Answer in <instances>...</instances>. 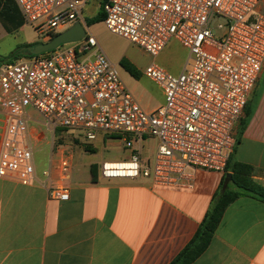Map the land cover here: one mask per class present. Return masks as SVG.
I'll return each mask as SVG.
<instances>
[{
  "label": "built area",
  "instance_id": "2783aa9c",
  "mask_svg": "<svg viewBox=\"0 0 264 264\" xmlns=\"http://www.w3.org/2000/svg\"><path fill=\"white\" fill-rule=\"evenodd\" d=\"M14 1L24 21L47 43L78 22L86 25L84 12L91 0ZM259 5L260 0L104 2L103 23L113 35L153 58L172 41L188 51L179 74L155 62L145 70L165 98L151 112L141 106L93 35L67 48L0 65V180L40 184L52 199L70 198L51 168L37 172L30 109L44 118L53 138L61 130L83 131L85 145L100 133L122 139L130 155L123 161H104L99 167L103 179H147L156 187L192 191L198 172L224 174L264 67ZM150 139L157 141L153 161L143 155ZM65 140L52 143L53 151L62 154L58 170L67 179L72 162Z\"/></svg>",
  "mask_w": 264,
  "mask_h": 264
},
{
  "label": "crops",
  "instance_id": "0c3cea01",
  "mask_svg": "<svg viewBox=\"0 0 264 264\" xmlns=\"http://www.w3.org/2000/svg\"><path fill=\"white\" fill-rule=\"evenodd\" d=\"M258 13L264 15V0ZM4 32L0 23L1 39ZM164 101L161 90L160 97L149 92V103L140 104L151 112ZM247 105L251 116L242 132L240 124L232 156L253 166L255 179L264 185V67ZM30 110L37 172L51 168L70 198L52 199L40 184L0 180V264H170L195 236L224 174L198 172L192 191L156 187L147 179L106 180L100 165L79 159L67 147L72 168L64 179L58 170L62 154L53 151L45 122L33 124ZM3 135L0 113V143ZM46 148L48 164L40 167L35 149ZM93 165L98 166L95 178ZM193 264H264V204L243 197L230 205L209 248Z\"/></svg>",
  "mask_w": 264,
  "mask_h": 264
},
{
  "label": "rangeland",
  "instance_id": "374dc122",
  "mask_svg": "<svg viewBox=\"0 0 264 264\" xmlns=\"http://www.w3.org/2000/svg\"><path fill=\"white\" fill-rule=\"evenodd\" d=\"M92 3L88 5L84 12L85 19H92L95 15L93 11L97 8V12L100 10V0H96V3L91 0ZM98 1V2H97ZM98 3V4H97ZM19 8V7H18ZM21 12V11H20ZM93 16V17H92ZM89 30H87L88 35H93L104 53L107 55L109 60L117 65L118 72L125 82L129 90L136 97L139 103L145 104L149 103V92L154 98L161 96V90L156 84L151 82L145 77L144 72L148 66L156 62L161 67L165 68L173 74L181 73L184 69V64L187 61L188 51L184 49L177 41H172L166 50L159 55L157 58H153L146 54L139 47L131 44L124 38L113 35L105 26L103 22L95 23L91 25ZM34 43H45L37 35L35 29L25 22V25L14 32L13 34H5L3 39L0 38V57H8L18 46L22 44H34ZM72 44H66L60 47V49L67 48ZM126 59L131 63L133 68L139 73L138 78H133L131 74L124 68L121 64V60ZM32 115L33 124L36 127H41V122H44V118L30 110ZM38 122V124H37ZM98 139L93 142V144L88 145L89 148L94 149L95 153L85 152V138L83 131L74 132H63L58 130L56 137L53 138L52 133H47V138L50 142L53 140H65L67 143L64 148L69 147L76 151V155L79 159L86 162L93 161L98 165H101L104 161H123L129 157L130 153L124 148V141L114 137H109L103 134L98 135ZM70 137V139H69ZM74 137L79 139V142H75ZM70 140V141H69ZM157 141L155 139H150L145 143V149L143 150V155L145 159L154 160L155 156V146ZM34 149V148H33ZM81 149V150H79ZM36 160L40 167H46L48 164V158L50 155V149L45 150L35 149ZM86 157V158H85ZM35 158V155H34Z\"/></svg>",
  "mask_w": 264,
  "mask_h": 264
},
{
  "label": "trees",
  "instance_id": "16d2710c",
  "mask_svg": "<svg viewBox=\"0 0 264 264\" xmlns=\"http://www.w3.org/2000/svg\"><path fill=\"white\" fill-rule=\"evenodd\" d=\"M106 1L108 0L101 1L100 10L96 16L86 20L88 27L95 23L104 22L103 4ZM0 23L8 34H13L25 25L24 18L14 0H0ZM39 44L42 43L18 46L8 57H0V65L12 64L22 58L34 56L31 54V50ZM121 64L133 78L139 77V73L126 59H122ZM245 114L246 116L241 122V132L251 116L248 105L245 109ZM237 140L239 141L240 137ZM84 147L87 152L95 153L94 149L89 148L88 145ZM92 173L94 178L98 175L97 165L92 166ZM243 197L251 198L264 204V185L255 179V168L253 166L237 162L231 155L220 188L213 196L210 208L195 236L170 264H193L200 258L209 248L225 211L235 201Z\"/></svg>",
  "mask_w": 264,
  "mask_h": 264
},
{
  "label": "water",
  "instance_id": "95a60500",
  "mask_svg": "<svg viewBox=\"0 0 264 264\" xmlns=\"http://www.w3.org/2000/svg\"><path fill=\"white\" fill-rule=\"evenodd\" d=\"M87 35V26L78 22L73 27L58 34L47 43L39 44L31 50V54L39 56L60 48L63 45L83 40Z\"/></svg>",
  "mask_w": 264,
  "mask_h": 264
}]
</instances>
